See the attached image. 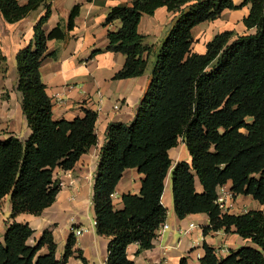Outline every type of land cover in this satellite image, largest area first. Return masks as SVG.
<instances>
[{"label":"trees","instance_id":"obj_1","mask_svg":"<svg viewBox=\"0 0 264 264\" xmlns=\"http://www.w3.org/2000/svg\"><path fill=\"white\" fill-rule=\"evenodd\" d=\"M248 3L250 12L243 22L255 33L235 37L234 31L226 30L206 44L205 53L193 50L195 26ZM42 4L46 12L34 27V40L16 57V88L23 95L22 109L32 132L25 141L15 135L0 140V201L10 196L11 218L19 213L40 215L51 206L61 189L55 169H72L98 143L95 111L86 110L84 117L74 120L53 118L40 68L48 55L47 42L67 34L60 25L50 33L44 29L51 16L48 0L26 4L0 0V17L14 23ZM160 7L177 13L176 20L162 43L135 119L129 125L109 124L95 175L96 231L110 238L106 264H133L127 255L132 243H138L140 250L153 247L167 216L161 199L173 164L169 151L180 139L191 161H179L172 170L176 215L206 213L210 225L204 227L205 234L234 227L256 245L219 257L205 243L201 264H264V210L235 215L224 213L215 203L217 188L232 182L236 195H251L264 206V0H245L240 6L234 0H134L131 6L113 7L106 22L120 20L121 27L109 31L107 50L126 56L115 80L145 73L148 59L143 54H151L152 47L145 44L138 26L143 15H153ZM79 9L71 11L69 30ZM0 61H6L1 54ZM127 168L144 174L141 191L124 194L123 208L116 209L112 194ZM196 178L203 186L201 193ZM33 234L29 224L11 222L0 239V264H68L75 253L83 264H91L74 249L73 234L61 259L50 231L30 244ZM180 264H189L188 259L183 257Z\"/></svg>","mask_w":264,"mask_h":264},{"label":"crops","instance_id":"obj_2","mask_svg":"<svg viewBox=\"0 0 264 264\" xmlns=\"http://www.w3.org/2000/svg\"><path fill=\"white\" fill-rule=\"evenodd\" d=\"M26 4L28 0H19ZM134 0H48L51 16L44 25L47 33L60 25L66 31V38L51 39L47 42V56L41 64L42 80L53 103L55 120H74L84 117L86 110L97 113L95 131L98 143L84 154L70 170L56 168L54 178L58 179L61 189L55 202L40 215L19 213L11 218L12 205L9 195L0 201V239L3 240L8 225L17 221L29 224L34 234V244L45 230L53 234L57 244L56 256L60 259L67 240L73 229H84L83 234L75 236L74 249L81 250L91 264H106L109 237L96 231V216L93 203V188L101 149L106 142L107 128L112 122L131 124L135 119L141 100L147 92L152 71L164 39L172 28L177 13L167 7L158 8L153 15H143L138 26L140 34L146 37L145 44L152 52L143 54L148 59L144 74L115 80L114 75L123 68L126 56L120 52L107 50L109 31L121 27L120 20L107 23L109 11L113 7L131 6ZM245 0H234L240 6ZM79 6V14L74 19V27L68 29L69 18L74 7ZM251 4L238 9H225L220 17L205 21L193 29V50L206 52V44L216 34L226 30L234 31L235 37L256 32L248 29L243 19L250 12ZM46 12L45 4L40 5L25 18L10 23L0 17V54L6 58L0 66V140L6 139V133L13 131L17 137L27 139L31 134L27 118L22 109V93L17 90L18 81L16 57L21 49L34 40V27ZM101 50L92 55L93 51ZM2 67L4 69H2ZM119 104L120 109H114ZM100 108V110H99ZM252 121V118H248ZM172 167L165 179L162 203L167 208L164 223L166 229H158L153 247L140 250L138 243L127 247L128 258L133 264H180L183 257L189 264H201L205 254L204 244L214 249L223 248L219 257H226L232 251L243 246H256L251 239L224 229L204 233V227L210 225L206 213H196L179 218L174 209L172 188V170L182 160L191 161L186 144L180 139L178 145L169 151ZM144 174L137 168H127L112 195L116 209L123 208L122 196L126 193L139 194ZM195 181L197 192L203 191L200 181ZM199 180V179H198ZM232 189V182L227 183ZM229 214H243L251 210H264V206L251 195H236L227 199ZM190 223L196 225L190 228ZM185 230H188L185 233ZM47 249L44 248L43 252ZM75 253L68 264H83Z\"/></svg>","mask_w":264,"mask_h":264},{"label":"built area","instance_id":"obj_3","mask_svg":"<svg viewBox=\"0 0 264 264\" xmlns=\"http://www.w3.org/2000/svg\"><path fill=\"white\" fill-rule=\"evenodd\" d=\"M114 109H120V105L119 104H116L114 105ZM100 110V108H99ZM61 185V184H60ZM113 195V194H112ZM236 196V194L234 193V191L230 188H228L227 185H220L218 188H217V198L215 200V203L219 206V208L222 210V211H225L228 207H227V199H232ZM168 227V224L167 223H163L161 226H160V229H166ZM196 225L194 223H190V228H195ZM84 232V229L82 228H78V229H73V234L75 236H78V235H81L83 234ZM188 230H185V233H187ZM224 251L223 248H218V249H215V253L217 256H220L222 254V252Z\"/></svg>","mask_w":264,"mask_h":264},{"label":"rangeland","instance_id":"obj_4","mask_svg":"<svg viewBox=\"0 0 264 264\" xmlns=\"http://www.w3.org/2000/svg\"><path fill=\"white\" fill-rule=\"evenodd\" d=\"M4 62H5V61H0V66L5 65ZM2 69H4V68L2 67ZM248 121H249V120H248ZM10 135H14V132L11 131V132L6 133V138H8ZM19 138H20L21 140H24V141H25V140H27L29 137H28L27 139H24L23 136H22V137H19ZM197 181H199V180L197 179ZM171 192H172V188H171ZM199 193H201V192H199ZM9 197H10V196H9ZM29 243H30V244H33L31 240H29ZM35 243H36V242H35ZM35 243H34V244H35ZM60 259H61V258H60Z\"/></svg>","mask_w":264,"mask_h":264}]
</instances>
